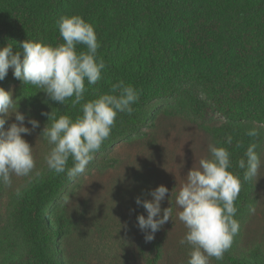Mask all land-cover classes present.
Returning a JSON list of instances; mask_svg holds the SVG:
<instances>
[{
    "label": "trees",
    "instance_id": "1",
    "mask_svg": "<svg viewBox=\"0 0 264 264\" xmlns=\"http://www.w3.org/2000/svg\"><path fill=\"white\" fill-rule=\"evenodd\" d=\"M62 16H80L94 27L101 45L97 58L106 65L96 85L85 81L81 104L111 93L119 81L139 92L132 114L118 113L110 137L89 164L116 143L143 137L160 116L182 117L229 151L228 170L241 180L234 202L241 226L256 204V186L255 177L244 179L238 161L246 159L251 143L258 145L259 158L264 148V0H0V47L20 51L18 43L27 39L55 47L63 43L57 27ZM76 51L86 47L77 45ZM0 87L13 93L27 118L45 126L51 121L42 113L73 120L82 115L71 98L63 105L51 101L41 89L16 79L12 69ZM253 128L258 137L246 135ZM72 166L69 158L67 167ZM79 176L70 180L47 167L19 195H10L6 213L24 250L5 255L0 264H88L66 254L73 223L59 203ZM150 249L153 256L144 264H159L161 243ZM224 259L264 264V253L237 255L230 248Z\"/></svg>",
    "mask_w": 264,
    "mask_h": 264
},
{
    "label": "clouds",
    "instance_id": "2",
    "mask_svg": "<svg viewBox=\"0 0 264 264\" xmlns=\"http://www.w3.org/2000/svg\"><path fill=\"white\" fill-rule=\"evenodd\" d=\"M57 27L63 43L55 47L28 39L18 43L20 51H14L8 44L0 47V81L12 69L16 79L41 89L51 101L63 105L71 98L73 107L80 105L82 115L75 120L67 115L56 118L52 112L42 113L48 117V122L51 121L41 134L52 146L44 157L45 162L49 170L56 174L66 173L72 180L86 170L110 137L118 113L132 114V105L138 101L139 92L119 81L112 85L111 93L81 104L85 81L88 85H96L106 67L104 60L97 58L101 45L94 27L80 16H62ZM80 44L86 51H76ZM13 115L18 123H11L6 129ZM24 121L25 116L18 111L13 93L0 87V183L7 186L11 185L13 176H28L35 168L33 147L21 134H30L39 127V122L29 120L30 130L24 126ZM246 135L258 137L259 131L249 129ZM225 139L227 144H232V136ZM218 143L208 144L209 157L200 159L198 165L192 167L175 196L180 209L177 217L187 229L179 243L191 247L187 264H210L212 258L222 261L239 231V222L234 218L238 209L234 202L241 180L228 170L232 167L230 153L218 147ZM257 147L256 143H251L245 152L246 159L238 161V167L245 169V180L258 175L261 161ZM69 158L73 161L70 168L67 167ZM168 193V188L161 185L149 193L151 200L136 199V204L142 205L147 212V218L137 216V226L145 233L146 242H151L155 233L172 218V207L161 209V202ZM68 199L65 197V202ZM249 212L254 214L255 208L250 207Z\"/></svg>",
    "mask_w": 264,
    "mask_h": 264
},
{
    "label": "rangeland",
    "instance_id": "3",
    "mask_svg": "<svg viewBox=\"0 0 264 264\" xmlns=\"http://www.w3.org/2000/svg\"><path fill=\"white\" fill-rule=\"evenodd\" d=\"M29 120L25 116L24 126L31 130ZM11 123H18L14 115L5 128ZM44 127L39 122L30 134H21L33 147L35 168L28 176H13L11 185L3 184L0 192V260L12 251L20 254L24 250L6 208L12 193L27 187L48 167L44 157L52 146L41 136ZM209 143L210 136L196 123L162 115L143 137L116 143L98 156L63 192L59 202L73 223L72 234L64 245L66 254L88 264H144L153 256L151 245L160 242L159 264H187L191 247L179 243L187 229L177 217L180 209L175 196L192 167L209 157ZM260 161L255 177V212L247 214L230 247L237 255L255 249L264 253V148ZM161 185L169 190L161 209L172 207L173 215L154 239L146 242L145 233L137 226V216L147 218V212L136 204V199L151 200L149 193ZM65 197H69L67 202ZM210 264L228 263L223 257L222 261L212 258Z\"/></svg>",
    "mask_w": 264,
    "mask_h": 264
}]
</instances>
